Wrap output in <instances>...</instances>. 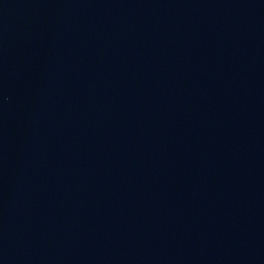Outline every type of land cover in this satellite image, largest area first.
Wrapping results in <instances>:
<instances>
[{"label":"water","instance_id":"95a60500","mask_svg":"<svg viewBox=\"0 0 264 264\" xmlns=\"http://www.w3.org/2000/svg\"><path fill=\"white\" fill-rule=\"evenodd\" d=\"M0 264H264V0H0Z\"/></svg>","mask_w":264,"mask_h":264}]
</instances>
